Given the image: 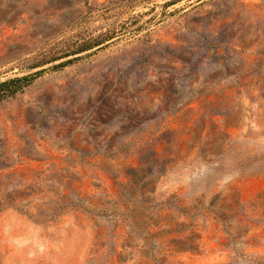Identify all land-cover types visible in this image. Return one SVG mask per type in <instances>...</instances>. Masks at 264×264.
<instances>
[{
	"label": "rangeland",
	"instance_id": "374dc122",
	"mask_svg": "<svg viewBox=\"0 0 264 264\" xmlns=\"http://www.w3.org/2000/svg\"><path fill=\"white\" fill-rule=\"evenodd\" d=\"M42 69L0 102V264H264V0H0V83Z\"/></svg>",
	"mask_w": 264,
	"mask_h": 264
},
{
	"label": "trees",
	"instance_id": "16d2710c",
	"mask_svg": "<svg viewBox=\"0 0 264 264\" xmlns=\"http://www.w3.org/2000/svg\"><path fill=\"white\" fill-rule=\"evenodd\" d=\"M94 42H100V41H94ZM61 43L62 42H57L56 45L52 47L49 51H47L46 53H43L44 59L39 61V63L35 64L34 68L41 66L43 64H48L50 62L65 59L72 55L79 54L81 52H84L86 50L93 48L95 45H99L103 43V41L100 43H90L88 41L82 42V43H72V44L71 43L61 44ZM78 58L79 57L68 58L65 61H61L55 64L53 67L58 68V67L64 66L65 64L71 63L72 61ZM43 70L44 69L37 70L28 75L14 77V78H10L5 81H2L0 83V102L22 91L29 84V82L33 78H35L37 75L42 73Z\"/></svg>",
	"mask_w": 264,
	"mask_h": 264
}]
</instances>
